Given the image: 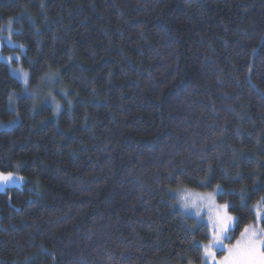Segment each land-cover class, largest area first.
Segmentation results:
<instances>
[{
  "label": "trees",
  "instance_id": "1",
  "mask_svg": "<svg viewBox=\"0 0 264 264\" xmlns=\"http://www.w3.org/2000/svg\"><path fill=\"white\" fill-rule=\"evenodd\" d=\"M6 27L29 86L56 81L19 96L0 60V173L26 179L0 191V264L199 263L186 187H222L230 243L256 222L264 0H0Z\"/></svg>",
  "mask_w": 264,
  "mask_h": 264
},
{
  "label": "rangeland",
  "instance_id": "2",
  "mask_svg": "<svg viewBox=\"0 0 264 264\" xmlns=\"http://www.w3.org/2000/svg\"><path fill=\"white\" fill-rule=\"evenodd\" d=\"M10 32V27L3 28L0 31V60L8 64L11 74L21 83L22 89L19 92V96H41L42 99L47 101L51 98L54 100V95L51 93L54 90L55 77L44 76L45 78L43 77L37 88H31L29 86L28 72L19 64H13L14 60H19L20 52H4L2 50L3 46L9 48L20 47L12 41ZM62 97L63 99L66 98L65 95ZM13 124L14 121L4 122L0 125V129L9 128ZM25 181L26 179L18 174L0 173V191L10 186H20ZM222 190V187L217 185L207 191L186 187L171 193L177 209L183 215L193 217L197 222L205 223L210 237L201 246L202 256L199 263L187 261L180 264H264V237L261 236L258 226L264 215V195L254 207L256 222L249 226L248 229L246 228L247 230L239 239L230 243L229 232L235 224V216L229 211L227 202L219 201L218 195ZM257 242L260 243L261 247Z\"/></svg>",
  "mask_w": 264,
  "mask_h": 264
}]
</instances>
